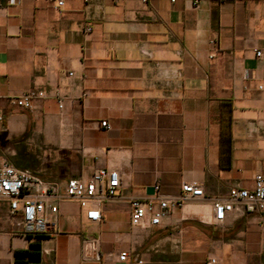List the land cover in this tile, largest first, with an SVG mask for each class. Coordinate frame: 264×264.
<instances>
[{
	"label": "crops",
	"instance_id": "1",
	"mask_svg": "<svg viewBox=\"0 0 264 264\" xmlns=\"http://www.w3.org/2000/svg\"><path fill=\"white\" fill-rule=\"evenodd\" d=\"M256 48L264 49V0H64L59 9L2 0L0 157L50 185L57 211L30 237L0 199V264H15L14 251L32 242L38 264H264V213L233 211L214 223L211 206L264 175ZM29 89L42 94L33 109L8 101ZM95 167L116 169L121 184L89 222L64 187ZM181 182L204 196L156 226L130 224L132 198L152 195L154 183L176 195ZM91 241L97 259H84Z\"/></svg>",
	"mask_w": 264,
	"mask_h": 264
},
{
	"label": "built area",
	"instance_id": "2",
	"mask_svg": "<svg viewBox=\"0 0 264 264\" xmlns=\"http://www.w3.org/2000/svg\"><path fill=\"white\" fill-rule=\"evenodd\" d=\"M40 1L46 2L56 9L64 4V0ZM110 1L118 2L120 0ZM139 1L147 3L148 0ZM86 30H90V28L86 27ZM253 53L256 58L264 57V49L256 48ZM69 74L72 73L69 72ZM261 75L264 77V67L261 69ZM257 88L264 90V85L258 84ZM41 96L42 94L38 90L29 89L19 95L8 97V101L22 109L31 110L35 106V101ZM62 105V100H59L58 107L62 108ZM100 124L106 129L109 128L106 121H101ZM120 184V175L116 169L95 167L85 181L68 180L64 187V195L78 202L79 206L84 209L87 221L97 222L101 219L102 203L115 197ZM152 189V195L130 200V224L132 226L143 228L156 226L185 201L204 196L200 185L193 182H181L176 195L162 194L158 183H154ZM55 197L52 187L37 174L18 168L5 158L0 157V199H5L8 202L9 216L14 219V224L20 228L22 233L41 235L47 230L50 215L57 211ZM211 206L214 223L223 221L226 215L233 211L264 213V175L256 173L253 177L252 187L249 189L230 187L224 197L211 199ZM81 251L84 259H97L98 250L95 241L87 242ZM126 257V252H120L117 256L121 261H124ZM207 264H216V259L210 258Z\"/></svg>",
	"mask_w": 264,
	"mask_h": 264
},
{
	"label": "trees",
	"instance_id": "3",
	"mask_svg": "<svg viewBox=\"0 0 264 264\" xmlns=\"http://www.w3.org/2000/svg\"><path fill=\"white\" fill-rule=\"evenodd\" d=\"M230 121L228 120V122L225 124L222 121V125H221V139H222V150L223 148V144L225 142V140H227V148H229V141H230ZM31 237V235H28ZM34 237L39 238L40 235H34ZM40 260V251H39V243L35 242V243H30V246L28 249L26 250H18V251H14V263L15 264H38Z\"/></svg>",
	"mask_w": 264,
	"mask_h": 264
},
{
	"label": "water",
	"instance_id": "4",
	"mask_svg": "<svg viewBox=\"0 0 264 264\" xmlns=\"http://www.w3.org/2000/svg\"><path fill=\"white\" fill-rule=\"evenodd\" d=\"M149 191H153L152 186L149 188Z\"/></svg>",
	"mask_w": 264,
	"mask_h": 264
}]
</instances>
